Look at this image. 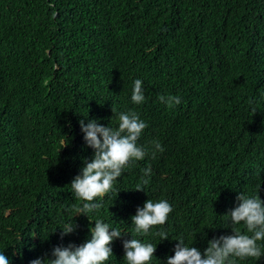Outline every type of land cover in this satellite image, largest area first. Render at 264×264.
<instances>
[{"label":"trees","instance_id":"obj_1","mask_svg":"<svg viewBox=\"0 0 264 264\" xmlns=\"http://www.w3.org/2000/svg\"><path fill=\"white\" fill-rule=\"evenodd\" d=\"M136 79L142 104L131 99ZM129 111L147 125L137 141L147 155L94 201L91 218L125 235L104 264H127L123 240L149 199L173 209L134 237L156 245L150 264H167L181 238L203 254L232 234L226 213L240 192L264 199V0H0V252L10 264L90 239L95 221L75 216L83 202L70 185L94 158L80 121L118 128ZM66 223L78 227L62 237Z\"/></svg>","mask_w":264,"mask_h":264},{"label":"clouds","instance_id":"obj_2","mask_svg":"<svg viewBox=\"0 0 264 264\" xmlns=\"http://www.w3.org/2000/svg\"><path fill=\"white\" fill-rule=\"evenodd\" d=\"M142 84L140 79L134 81L131 96L134 104L145 102ZM158 100L169 108L181 103V98L173 95H160ZM115 111L113 107V112ZM118 122V128H111L98 123L97 119H91L87 124L83 120L80 121L85 134L84 140L94 149V158L85 161L81 173L75 176L70 185L75 198L83 202L75 206V216L86 214L90 221H95L94 226H90V239L79 246L74 244L67 247L56 246L52 252L54 259L38 258L31 261V264H104L113 254L111 244L115 239L125 236L119 229L110 230L109 224L101 219L93 220L90 215L102 207V204L94 202L96 198L103 199L113 190L114 182L130 162L143 160L147 155V152L137 144L142 131L147 127L139 115L135 111L121 112L118 115ZM153 143L157 150L164 151L159 142ZM152 155L155 158V152ZM142 171L144 176H150L151 166ZM148 183V179H142V183L138 184L135 190H144ZM237 201V206L226 213L230 217L232 234L209 240V246L203 254L196 247L186 246L183 238L178 239L175 254L168 257L167 264H236V258L260 259L264 251L257 242L264 240V199L259 195L249 196L240 192ZM172 210L171 204L163 199L157 202L149 199L143 207L137 208L136 214L131 218L134 225L132 238L123 240L124 259L127 264H150L156 245L142 243L134 237L147 235L152 227L165 224ZM241 222L246 232L236 227ZM77 227L76 223L74 225L66 223L61 228L62 237L73 233ZM153 234L159 236L161 241L168 239V233L165 231ZM0 264H10L4 252H0Z\"/></svg>","mask_w":264,"mask_h":264}]
</instances>
